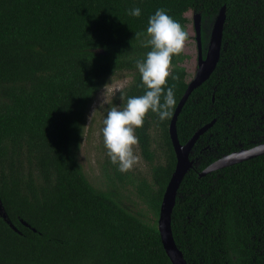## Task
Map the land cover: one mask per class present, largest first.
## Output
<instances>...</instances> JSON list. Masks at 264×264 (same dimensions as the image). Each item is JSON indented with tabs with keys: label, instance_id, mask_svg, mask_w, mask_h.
<instances>
[{
	"label": "trees",
	"instance_id": "1",
	"mask_svg": "<svg viewBox=\"0 0 264 264\" xmlns=\"http://www.w3.org/2000/svg\"><path fill=\"white\" fill-rule=\"evenodd\" d=\"M224 5L220 61L177 120L181 143L215 122L195 143L172 227L188 264H264V154L200 175L264 143V0H0V199L16 227L0 214V264H173L158 219L177 164L170 124L189 84L184 51L169 67L171 116L149 112L135 129L151 180L109 162L149 212L94 186L79 152L90 107L114 75L133 74L121 109L144 94L136 61L150 48L135 33L149 16L164 9L188 33L186 13H201L207 48ZM135 7L140 17L128 14Z\"/></svg>",
	"mask_w": 264,
	"mask_h": 264
},
{
	"label": "clouds",
	"instance_id": "2",
	"mask_svg": "<svg viewBox=\"0 0 264 264\" xmlns=\"http://www.w3.org/2000/svg\"><path fill=\"white\" fill-rule=\"evenodd\" d=\"M128 14L140 17L141 8H132ZM135 38L141 39L143 47L150 48L143 59L136 61L145 92L128 97L122 109L112 107L102 128L107 155L120 172L131 170L139 161L133 147L139 143L135 129L143 126L146 114L155 113L161 121L172 114L176 100L174 88L168 86L169 67L173 56L183 52L188 33L164 9H157L149 16L146 30L136 32ZM103 100L102 96L101 102Z\"/></svg>",
	"mask_w": 264,
	"mask_h": 264
},
{
	"label": "water",
	"instance_id": "3",
	"mask_svg": "<svg viewBox=\"0 0 264 264\" xmlns=\"http://www.w3.org/2000/svg\"><path fill=\"white\" fill-rule=\"evenodd\" d=\"M226 8V5L222 6L215 18L209 44L207 46L206 56H204L203 54L202 44V14L196 13L194 16V27L199 47L198 68L194 78L189 81L188 88L182 99L180 100L170 124V134L177 156V164L163 196L158 219V228L164 249L173 264H188L183 251L178 247L172 227V215L177 202L178 192L185 176L190 171V169L194 167L195 159L191 156L195 143L197 142L198 138L215 122L214 119L212 122L204 125L202 128L197 130L196 133L186 143H181L177 131V120L183 106L185 105L191 93L196 88L201 86L204 82H206L217 68L223 48ZM261 154H264V143L256 145L252 148H244L231 154H227L207 166L200 172V175H206L207 173L214 170L233 165L244 160H248ZM0 214L6 221H8L14 228H16L10 221V218L5 211L1 199Z\"/></svg>",
	"mask_w": 264,
	"mask_h": 264
},
{
	"label": "rangeland",
	"instance_id": "4",
	"mask_svg": "<svg viewBox=\"0 0 264 264\" xmlns=\"http://www.w3.org/2000/svg\"><path fill=\"white\" fill-rule=\"evenodd\" d=\"M195 12L190 10L186 13L190 19L188 24V38L184 45V53L187 58L183 65L188 72V81H191L198 68V47L194 27ZM133 82V74L130 72H119L114 75L108 84L97 94L90 107L87 116L84 137L79 152L80 160L85 172L94 184L101 189L112 188L126 201L125 205L133 210L149 212L147 206L138 198L136 187L130 183L129 178H122L113 172L107 149L104 146L102 128L103 120L112 107L120 108L122 96ZM102 96L104 100L101 102ZM101 102V103H100ZM134 152L139 157L137 164L127 172L132 173L135 182L142 178L151 180L152 164L144 158L139 143L134 145ZM126 173V172H125ZM152 216V214H149Z\"/></svg>",
	"mask_w": 264,
	"mask_h": 264
},
{
	"label": "flooded vegetation",
	"instance_id": "5",
	"mask_svg": "<svg viewBox=\"0 0 264 264\" xmlns=\"http://www.w3.org/2000/svg\"><path fill=\"white\" fill-rule=\"evenodd\" d=\"M196 41H197V39H196ZM197 47H198V43H197ZM206 53H207V48H204L203 47V54H204V56H206ZM198 63H199V47H198Z\"/></svg>",
	"mask_w": 264,
	"mask_h": 264
}]
</instances>
